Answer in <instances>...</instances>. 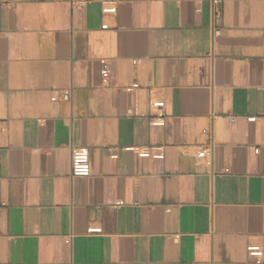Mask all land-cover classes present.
<instances>
[{"label":"crops","instance_id":"obj_1","mask_svg":"<svg viewBox=\"0 0 264 264\" xmlns=\"http://www.w3.org/2000/svg\"><path fill=\"white\" fill-rule=\"evenodd\" d=\"M105 1L0 0V264H258L264 0Z\"/></svg>","mask_w":264,"mask_h":264},{"label":"built area","instance_id":"obj_2","mask_svg":"<svg viewBox=\"0 0 264 264\" xmlns=\"http://www.w3.org/2000/svg\"><path fill=\"white\" fill-rule=\"evenodd\" d=\"M222 0H213L215 5H219ZM103 11L106 13H116L117 6L116 1H105ZM218 14V11H216ZM101 63V77L102 82L106 86L113 84V76L110 67V63L106 58L100 59ZM139 87L138 83H133L127 87V90L131 91ZM71 90L70 89H53L51 100H64L68 101L71 99ZM166 103L163 99H152L150 100V109L152 111V118L159 122L163 123L166 118ZM234 119V117H232ZM205 131V130H203ZM133 151L138 153L141 157H153L156 159H162L165 156L164 149L162 146H137L130 147ZM117 155L114 154L113 157ZM198 157L206 161L207 164L212 162V148H202L198 152ZM227 170V169H226ZM71 173L73 176L85 177L91 174V161H90V151L87 146H78L72 149L71 154ZM102 231L101 227H89V233H100ZM67 242L70 241V238L66 239ZM247 252L250 257L254 259L255 263H262L264 261V249L259 243H251L247 245ZM147 264H156V263H147Z\"/></svg>","mask_w":264,"mask_h":264}]
</instances>
